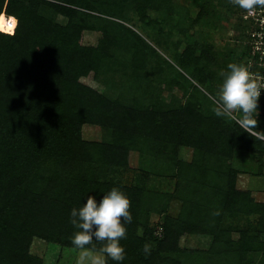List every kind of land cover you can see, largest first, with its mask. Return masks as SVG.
I'll return each mask as SVG.
<instances>
[{
    "label": "trees",
    "instance_id": "16d2710c",
    "mask_svg": "<svg viewBox=\"0 0 264 264\" xmlns=\"http://www.w3.org/2000/svg\"><path fill=\"white\" fill-rule=\"evenodd\" d=\"M162 1L0 0V264H32L28 247L35 235L74 247L71 209L112 187L131 201L133 219L120 241L123 264H257L255 254L261 253L264 264V203L239 186L240 171L230 164L236 151L263 161L264 139L215 115L210 94L201 88L212 82L207 90L215 93L221 83L223 59L214 46L201 45L198 52L186 46L177 53L178 71L126 24L128 8L145 19L148 7ZM233 9L242 39L251 31L243 19L247 11L234 3ZM86 31L101 33L95 45L84 44ZM246 52L229 49L224 60L244 63ZM126 60L140 77H126L129 83L124 92L115 90L116 97L81 82L82 77L102 81L113 67L122 71ZM153 61L172 66L188 83L186 88L172 79V87L182 86L181 96L169 87L170 98H163L162 88H155L158 79L147 77L149 68H157ZM183 69L196 77H186ZM260 122L264 117L257 130ZM85 124L101 125L108 136L85 139ZM185 147L193 148L189 162L181 158ZM132 151L166 159L168 176L177 180L172 195L181 194L185 220H164L161 237L141 221L143 212L158 206L160 194L101 177L108 167H128ZM254 214L263 227L240 230L237 238L222 224L228 216ZM184 232L212 235L213 242L208 249L182 248ZM145 243L149 256L142 251Z\"/></svg>",
    "mask_w": 264,
    "mask_h": 264
},
{
    "label": "rangeland",
    "instance_id": "374dc122",
    "mask_svg": "<svg viewBox=\"0 0 264 264\" xmlns=\"http://www.w3.org/2000/svg\"><path fill=\"white\" fill-rule=\"evenodd\" d=\"M160 4L156 3L154 8L148 7L147 18L145 19L136 9L128 8L125 12L126 18L124 20L127 25L133 27L151 45L157 48L164 60L170 62L178 71L177 55L179 54L177 53H182L188 45L195 48L198 47L196 52H198L201 45L210 44L214 46L217 55L223 59L218 75L227 70L228 63L224 58L227 56L229 49H233L239 54L243 47L246 49L252 47L249 31L246 32L245 37L237 39V35L241 33L242 29L235 28L237 15L234 13L232 0H163ZM201 14L203 15L200 16ZM58 20L64 21L62 17H59ZM100 37V32L86 31L83 42L86 45H95ZM122 53L123 56H126L124 54L127 52L122 51ZM130 62L126 60L123 63V72L115 69L116 67L107 71L105 75H102V81L91 77H82L81 82L93 87L104 95L116 97L118 92L115 90L125 91L124 86L129 83V81H126V77H140L138 76L140 72L138 75L131 73L133 68L130 67ZM154 63L155 61H153L152 65L157 68H149L147 77L158 79L155 88H162L163 98H170L171 91H174L177 96H181L183 94L182 86L179 87L177 84H174L173 87L171 86L172 79L174 77L178 79L181 76L176 73L172 66L166 65L164 61L161 66H156ZM255 66L251 64L250 70L259 74L260 70L256 71ZM216 67L212 66L213 71L216 70ZM183 71L185 76L190 79L196 77L184 69ZM220 77L222 82V76ZM179 79L182 85L187 88L186 85L188 83L183 81L182 78ZM122 81H124L123 85ZM194 83L197 84L196 81ZM210 83L212 82L204 84L201 88L209 93L212 98L216 92L210 93L207 90V87L210 88ZM169 87L172 89L171 91ZM154 90L155 92L157 91L156 89ZM188 96L182 98L183 103L187 102ZM259 107L260 116L258 119H263L264 98L262 95ZM258 131L264 132V122L261 123ZM258 134L262 135L264 133L258 132ZM83 135L87 140L103 141L108 136V133L101 125L85 124ZM180 153L181 158L186 162L191 161L194 157L192 147H185ZM230 164L240 171V175H238L239 186L250 191L257 201L264 203V160L259 161L258 157L252 153L236 151L234 157L230 160ZM169 167V162L164 158L151 157L147 154L142 155L132 151L129 155L128 167H108L106 168L108 170L105 171L104 169V172L100 173L101 177L107 180L126 185H141L151 192L160 194L161 198H158V206L156 205L148 214L143 212V216H141V221L148 222L150 231L157 237L162 236L164 220H177L180 217L185 220L181 194L179 193V197L172 195L175 193L177 180L172 176H168L167 168ZM260 168L263 170L262 173L259 172ZM222 224L226 229L229 227L232 229L231 236L234 238L239 236L240 230L263 227L260 215L255 214L241 217L228 216L222 220ZM141 232L142 230H140V234ZM212 242V235L187 232H184L179 240L180 247L187 249H208ZM28 248V254L33 260L32 264H75L78 256V249L75 247L50 243L47 239L38 235L32 238ZM261 255L262 253L255 254L257 256V264H261V260H259Z\"/></svg>",
    "mask_w": 264,
    "mask_h": 264
},
{
    "label": "clouds",
    "instance_id": "9594fccd",
    "mask_svg": "<svg viewBox=\"0 0 264 264\" xmlns=\"http://www.w3.org/2000/svg\"><path fill=\"white\" fill-rule=\"evenodd\" d=\"M238 7L252 12L264 7V0H232ZM222 82L212 97L217 117L234 121L250 135H255L260 116V97L264 91V76L253 73L244 63H229L221 73ZM257 138L264 139V134ZM131 201L119 187L95 195H87L80 207L71 209L70 222L77 229L71 237L78 249L75 264H108V260L123 264L126 252L121 240L126 238V225L132 222ZM218 214V213H217ZM100 246L97 248L95 244ZM151 254L148 243L142 249Z\"/></svg>",
    "mask_w": 264,
    "mask_h": 264
},
{
    "label": "built area",
    "instance_id": "2783aa9c",
    "mask_svg": "<svg viewBox=\"0 0 264 264\" xmlns=\"http://www.w3.org/2000/svg\"><path fill=\"white\" fill-rule=\"evenodd\" d=\"M245 21L251 25V48L253 53L258 55L260 61V67L264 68V7H258L255 11H247L244 15ZM249 21V22H248ZM264 76V73H259ZM262 97L264 98V91H262Z\"/></svg>",
    "mask_w": 264,
    "mask_h": 264
},
{
    "label": "flooded vegetation",
    "instance_id": "af4514ba",
    "mask_svg": "<svg viewBox=\"0 0 264 264\" xmlns=\"http://www.w3.org/2000/svg\"><path fill=\"white\" fill-rule=\"evenodd\" d=\"M245 50L247 51V56L246 58L244 59V64H247L251 67V64L252 65H256L254 68L256 71L260 70V72L264 73V68L260 67V59L258 57V55L256 54H252V48H248V50L245 48Z\"/></svg>",
    "mask_w": 264,
    "mask_h": 264
}]
</instances>
